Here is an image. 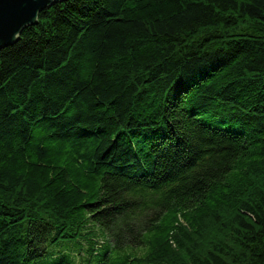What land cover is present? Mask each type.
I'll use <instances>...</instances> for the list:
<instances>
[{"label":"trees","instance_id":"trees-1","mask_svg":"<svg viewBox=\"0 0 264 264\" xmlns=\"http://www.w3.org/2000/svg\"><path fill=\"white\" fill-rule=\"evenodd\" d=\"M0 264H264V0H68L0 50Z\"/></svg>","mask_w":264,"mask_h":264},{"label":"water","instance_id":"water-1","mask_svg":"<svg viewBox=\"0 0 264 264\" xmlns=\"http://www.w3.org/2000/svg\"><path fill=\"white\" fill-rule=\"evenodd\" d=\"M64 1L68 0H0V50L16 44L44 9Z\"/></svg>","mask_w":264,"mask_h":264}]
</instances>
